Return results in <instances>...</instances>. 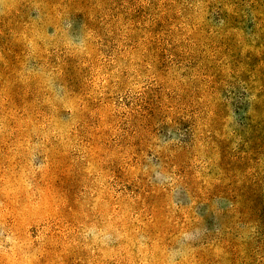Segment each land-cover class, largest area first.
I'll return each mask as SVG.
<instances>
[{
  "label": "rangeland",
  "instance_id": "374dc122",
  "mask_svg": "<svg viewBox=\"0 0 264 264\" xmlns=\"http://www.w3.org/2000/svg\"><path fill=\"white\" fill-rule=\"evenodd\" d=\"M252 207L264 0H0V264H264Z\"/></svg>",
  "mask_w": 264,
  "mask_h": 264
},
{
  "label": "trees",
  "instance_id": "16d2710c",
  "mask_svg": "<svg viewBox=\"0 0 264 264\" xmlns=\"http://www.w3.org/2000/svg\"><path fill=\"white\" fill-rule=\"evenodd\" d=\"M40 2L41 1H31L30 2V4H28L26 7H28V8H31L33 5L32 4H34V5H39L40 4ZM37 12V11H36ZM237 197H239V195H237V194H232V196L230 195V197L229 198H227L228 199V201H230L231 202V204H233V205H236V204H238V202H237ZM207 200V198H205V199H203L202 201H206ZM240 206V205H239ZM241 208V207H240ZM233 209V208H232ZM262 211V210H261ZM233 213H232V215L233 216H235L236 217V219L238 220L239 219V221H240V219L243 217L242 215V212L241 211H239V209L237 208L236 210H234V211H232ZM244 213V212H243ZM260 213H262V214H259V213H257L256 212V208L255 207H252V208H247L246 209V211H245V213H244V215H249V218H252V215L253 214H256V215H254V217L255 216H259V219H254V217H253V219H251L252 220V222L253 223H257V222H259L258 220H262V219H264V213H263V211L262 212H260ZM231 216V215H230ZM230 228V227H229Z\"/></svg>",
  "mask_w": 264,
  "mask_h": 264
}]
</instances>
